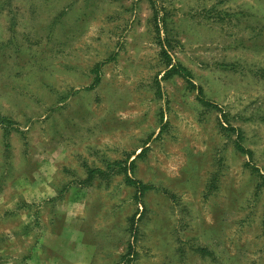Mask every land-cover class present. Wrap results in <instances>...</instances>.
<instances>
[{"label": "rangeland", "instance_id": "rangeland-1", "mask_svg": "<svg viewBox=\"0 0 264 264\" xmlns=\"http://www.w3.org/2000/svg\"><path fill=\"white\" fill-rule=\"evenodd\" d=\"M62 231L60 264H264V0H0V264Z\"/></svg>", "mask_w": 264, "mask_h": 264}, {"label": "trees", "instance_id": "trees-1", "mask_svg": "<svg viewBox=\"0 0 264 264\" xmlns=\"http://www.w3.org/2000/svg\"><path fill=\"white\" fill-rule=\"evenodd\" d=\"M167 43H163L161 42L160 45H161V48H162V53L166 55V57H168V54H167V50L165 49L168 45H166ZM168 73H173V74H177L179 76H182L183 78L186 79L187 83L189 84V86L191 87H195L194 83H192L191 81V74L189 72V70H187L186 68H184L183 66L179 65V64H171L170 68L167 70ZM98 78L97 76L95 77V81H97ZM224 128V127H223ZM228 129H233V127L231 126H228L226 127ZM236 148L239 150V151H242V152H245V153H249L248 149L244 148L243 145H241L240 143H236ZM113 164H118V162H114ZM113 165L111 164H108V168H112ZM121 170H124L125 168L123 167H120ZM109 174H107L105 171L101 170V169H97V168H88L87 169V178L83 181L84 184H89L90 183V180L96 176H99V177H106L108 176ZM124 181L125 183L128 185V186H132L135 188V195H136V198H138V194L139 196L141 194H143L144 192H146L147 190L151 189V185H148V184H145L137 179H134L132 177H130L129 175H126L124 176Z\"/></svg>", "mask_w": 264, "mask_h": 264}, {"label": "crops", "instance_id": "crops-1", "mask_svg": "<svg viewBox=\"0 0 264 264\" xmlns=\"http://www.w3.org/2000/svg\"><path fill=\"white\" fill-rule=\"evenodd\" d=\"M45 235L47 237L44 238V242L45 240H47L48 244H46L47 246L44 245V247L40 249L41 257H37L39 255L33 254L27 260H31L35 264H42V263L43 264H60L63 262V260H69L70 262H77V260L74 258L75 250L72 249V246H71V249L67 251V253H63L62 239H61L62 236L64 238L63 231L60 232L59 235H57L56 233H50V232H48Z\"/></svg>", "mask_w": 264, "mask_h": 264}]
</instances>
